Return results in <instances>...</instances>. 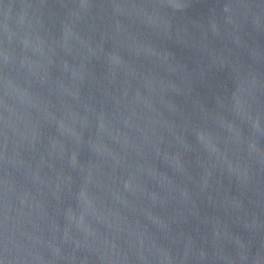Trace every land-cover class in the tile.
Returning <instances> with one entry per match:
<instances>
[{
	"label": "water",
	"instance_id": "95a60500",
	"mask_svg": "<svg viewBox=\"0 0 264 264\" xmlns=\"http://www.w3.org/2000/svg\"><path fill=\"white\" fill-rule=\"evenodd\" d=\"M0 264H264V0H0Z\"/></svg>",
	"mask_w": 264,
	"mask_h": 264
}]
</instances>
